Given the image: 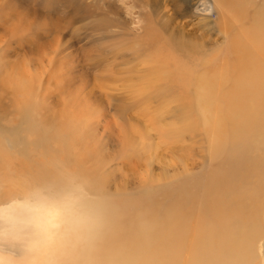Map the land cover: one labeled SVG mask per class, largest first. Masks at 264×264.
<instances>
[{
	"label": "rangeland",
	"instance_id": "1",
	"mask_svg": "<svg viewBox=\"0 0 264 264\" xmlns=\"http://www.w3.org/2000/svg\"><path fill=\"white\" fill-rule=\"evenodd\" d=\"M242 8L231 0H0V125L27 145L0 142V183L11 192L96 174L84 184L102 222L89 264H151L143 242L150 224L154 242L166 240L171 199L188 193L199 211L210 185L229 183L225 199L255 209L256 258L253 251L246 264H264V136L243 147L231 127L215 156L196 96L201 79L233 67L238 30L264 27V0ZM198 244L184 250L186 263H200ZM177 251L173 264L182 261Z\"/></svg>",
	"mask_w": 264,
	"mask_h": 264
},
{
	"label": "bare ground",
	"instance_id": "2",
	"mask_svg": "<svg viewBox=\"0 0 264 264\" xmlns=\"http://www.w3.org/2000/svg\"><path fill=\"white\" fill-rule=\"evenodd\" d=\"M231 1L242 10L246 0ZM234 45L236 60L233 67L228 64L224 70L201 79L196 91L197 106L204 120L211 150L215 156L220 155L221 151L229 146V136L233 134L230 131L231 127L235 132L241 130V145L243 147L256 144L257 141L252 139L264 136L263 24L258 27V33L254 34L240 28L236 33V41H233L232 48ZM63 137L68 139L69 134L62 131L60 136L62 144L65 143ZM42 139L44 142L46 141L45 138ZM0 142L7 149L13 147L27 149L26 142L20 135H14L2 125H0ZM242 164L246 166L243 161ZM247 166L252 165L247 164ZM249 172L251 171L249 170ZM79 176L87 179V181H80L84 185L97 175L82 171ZM232 193L233 187L229 183L222 186L210 185L209 197H206L207 200L204 198L201 201L199 211H196L191 205L194 204V201L192 195L190 196L188 193L171 199L167 216L166 240L154 242L159 239V234L152 224L148 226L150 230L148 233L149 242L145 241L143 244L148 247L149 262L151 264H173L172 252L179 248L180 251H183L181 259H177V261L182 260L178 264H188L189 260L186 263L183 258L187 257L186 254L189 251L186 253L184 250L193 248L200 240L203 242L204 248L202 247L201 253L199 252L202 258L200 255L198 264H246L251 256L253 257V251L254 258H256V251L251 248L252 239L248 236L251 222H256L255 209L242 204L236 205L237 201L225 199L226 195ZM185 201L190 203V209L186 207ZM199 215L205 216V219H202L201 224L199 221L197 225L195 224V229H197L195 243L191 244L187 239L192 233L194 226L192 223L195 218L199 219ZM159 242H165L166 247L151 248ZM261 257H264L263 249L259 253V259Z\"/></svg>",
	"mask_w": 264,
	"mask_h": 264
},
{
	"label": "clouds",
	"instance_id": "3",
	"mask_svg": "<svg viewBox=\"0 0 264 264\" xmlns=\"http://www.w3.org/2000/svg\"><path fill=\"white\" fill-rule=\"evenodd\" d=\"M0 183V264H89L102 222L83 184Z\"/></svg>",
	"mask_w": 264,
	"mask_h": 264
}]
</instances>
